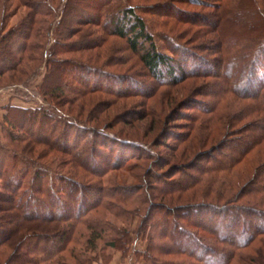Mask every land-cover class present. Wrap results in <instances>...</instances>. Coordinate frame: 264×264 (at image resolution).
I'll list each match as a JSON object with an SVG mask.
<instances>
[{
    "label": "trees",
    "instance_id": "trees-1",
    "mask_svg": "<svg viewBox=\"0 0 264 264\" xmlns=\"http://www.w3.org/2000/svg\"><path fill=\"white\" fill-rule=\"evenodd\" d=\"M73 1L85 13L75 26L66 23ZM124 1L18 0L24 10L9 24L17 13L14 0H0V82L27 81L45 63L38 92L48 103L7 104L3 114L8 143L0 141V264H94L102 255L108 264L114 250L125 257L137 238L146 241L143 249H135L145 264H264V59L255 46L264 38V27L244 40L221 36L219 41L221 50L243 41L249 49L238 97L252 98L251 105L228 96L238 94L239 87L231 84L212 106L192 105V93L160 114L148 112L145 100L117 107L118 100L101 95L146 99L154 90L122 88L117 83L138 82L95 59L69 55L103 45L101 35L91 38L93 26L125 39L162 84H180L197 72L185 67L190 57L203 65L213 62L180 41L191 30H180V24L220 31L230 11L224 0L149 4L153 12L174 11L163 15L176 16L177 37L172 30L166 39L175 53L185 54L177 60L159 49L141 13L150 10L140 0ZM113 4L114 10L106 9ZM89 7L98 10L86 13ZM211 70L204 66L198 73L207 76ZM190 107L198 109L194 116H177ZM177 117L187 120L174 122ZM198 121L205 131L193 135ZM38 145L44 151L33 154ZM53 151L59 158L49 156ZM142 158L151 164L136 161ZM105 165L119 172L110 176Z\"/></svg>",
    "mask_w": 264,
    "mask_h": 264
},
{
    "label": "rangeland",
    "instance_id": "rangeland-1",
    "mask_svg": "<svg viewBox=\"0 0 264 264\" xmlns=\"http://www.w3.org/2000/svg\"><path fill=\"white\" fill-rule=\"evenodd\" d=\"M88 1V0H86ZM90 1V0H89ZM93 1V0H92ZM101 0H97L99 3ZM124 0H122V3ZM136 1V0H132ZM161 1V0H160ZM210 1H216V0H210ZM96 2V3H97ZM141 6L145 8L146 10L150 11H141V13L148 19L149 26L152 28L153 32L156 33L155 40L157 42V45L160 50L174 54L177 57H175L177 60L185 56L182 52L175 53L172 49L169 48V46H174V43L166 39V37L172 33L173 27L176 25V16H171V14H168L169 16L166 17L163 15V12L165 10H170L172 13H174L173 10L165 7L157 8L153 12L152 9H150L149 4H153L156 2L155 0H140ZM226 5L229 6V12L227 13L226 18L222 21V25L220 26V31H213L212 27L204 24V25H198L191 27L187 24H180V30L185 31L191 28L190 32H186V38L180 39L182 43L188 44L191 46L195 52H197L200 55H203V58L210 59L213 62H208V65H203L200 59L198 57H190L188 60L185 61V67L187 69L194 68L197 72L190 73V77L186 79L185 81L181 82L180 84H167V83H161L154 75H152L151 72H149L148 68L144 66L143 62L140 59V56L132 51L130 48L128 42H126L125 39L109 35L106 33L103 29L93 26V29L95 31L94 36L91 38H95V36L101 35L102 39L99 40V42L103 41V45L99 47H93L91 50H87L86 53H72L69 54L73 57L80 58V56L87 57V59H90L93 61V59L97 60L98 63L104 64L110 69H112L116 73H125L128 76H132L138 83H135L131 81L130 79L126 81H122V83H117V80L115 83H117L120 87L124 88V86H138L139 89L146 88L145 90H154L153 93H151L150 97L144 99L141 96L137 97H130V98H121L122 95H116V94H102L101 96L103 98L109 97L111 101H117V104H115L117 107L119 105L124 104V102L132 100H143L142 102L147 101V106L150 113H164L168 112L169 108L177 102L178 99L183 97H188L194 93V96H191V104L195 106L204 105L209 106L213 105L219 100V95L222 94V92L227 89L229 86H233V84H236L237 87V95H233V93H230L228 96L230 97H236V101L239 102H245L246 105H251L253 101L252 98L250 99H244L241 100L238 97V95L241 96L242 89L241 86V80L244 79V70L248 68L249 66V56L248 52L249 49H245V43L244 41L242 44L238 45L235 48H229L228 46L224 45L223 50H221L220 46V38L223 37V40H229V41H235L240 39H245V37H251L253 35H256L264 26V0H224ZM95 3V4H96ZM118 4V3H117ZM117 4H113L111 6H107L106 9H112L114 10ZM13 6H16L17 13L14 14L10 18L9 24L15 23V21L19 18L22 11L24 10L23 6L18 3V0H14ZM183 6L187 8H198L201 10H205L204 7H200L197 5L185 3ZM83 7L82 5H79L77 2H71L69 10L67 11L66 15V23H70L71 25L75 26L78 22V16H84L85 13H83ZM86 13L88 12H96L98 9H85ZM209 10V11H208ZM212 9H206V12H210ZM166 11V12H168ZM62 13L60 12L59 18L62 17ZM256 22V24H254ZM254 24L252 27L251 25ZM98 28V31L96 29ZM177 30H174L172 34L176 36ZM180 32V31H179ZM172 36V35H171ZM177 37V36H176ZM100 38V37H98ZM222 39V38H221ZM98 42V40H97ZM259 45V49H261V54L259 56V60L264 59V38H261L259 41H257L256 45ZM85 54V55H82ZM229 55V56H228ZM202 58V59H203ZM218 59V62H217ZM258 60V61H259ZM216 61V62H215ZM224 61V62H223ZM260 63L258 62L257 66ZM209 67L211 68L210 75L204 76L206 73H198L199 68L203 67ZM164 70V68L162 67ZM213 70H217L219 73L217 74L213 73ZM46 72V66L45 63L41 65L39 69V73L35 76L30 77L27 81L24 82H17L12 84H6L7 82L5 80H2L0 82V141L3 144H7V138L5 137V133H2V124H3V114L7 112L6 105L7 104H14L18 106H24V107H40V106H48V103L44 100L43 96L38 92V84L41 82L42 77L44 73ZM127 72V73H126ZM208 73V74H209ZM28 78V77H26ZM25 78V79H26ZM100 78L106 81V76L103 74H100ZM101 82H103L100 79ZM104 81V82H105ZM132 82V83H131ZM115 86V84H114ZM143 91V90H140ZM205 91L207 94H200L198 92ZM248 94V93H246ZM217 95V96H216ZM234 101L235 109L237 108V102ZM237 103V104H236ZM226 101H221L219 105L226 106ZM139 109H143V107H139ZM197 108H184L179 111L177 116H180L182 112H188L190 116H194L197 113ZM254 111V110H253ZM183 119V120H182ZM185 122L187 119L185 118H179L177 117L176 121L174 122ZM141 122V121H140ZM142 123V122H141ZM137 123V124H141ZM176 123H171L170 125H174ZM123 124L121 123L120 126ZM124 126V125H123ZM196 129L193 131V135L201 134L205 131V125H203L202 122L198 121L196 124ZM176 128V127H175ZM173 129V128H172ZM177 129V128H176ZM142 130V129H140ZM178 130V129H177ZM143 131V130H142ZM172 130L169 129L168 134L171 133ZM92 133H90L89 136H91ZM172 139V138H171ZM173 140V139H172ZM101 141L99 140L98 143ZM132 147H129V150H131ZM144 150V149H143ZM160 150L167 151L165 147H161ZM39 151H44V146L38 145L36 148V151L33 154H38ZM145 151V150H144ZM4 154H2L3 156ZM51 158L58 156L59 153L53 151L49 155ZM50 161H54V159H51ZM58 158L55 162V165H57ZM132 160V159H131ZM136 161H142L144 164H151V160L149 158L145 159H139ZM135 161V162H136ZM110 164V163H108ZM107 170L109 169L108 165H105ZM119 171H115L113 169L108 170L107 173L110 174V176L115 175ZM130 181H133L131 179ZM1 182V179H0ZM60 184V183H59ZM60 187V186H59ZM108 216L111 220L115 222H120V220L111 212H108ZM157 244H160V241L156 240ZM161 245V244H160ZM146 246V241L142 238H137L132 243L131 249L127 252V255L124 257V253L122 250H114V254L112 259L108 262V264L113 261V259L116 256L115 262L120 260V264H145V259L143 256H138L135 253V249H143ZM108 254V253H107ZM105 256H101L98 261H96L94 264H104L103 261H105ZM118 257V258H117ZM114 264V263H113ZM116 264V263H115Z\"/></svg>",
    "mask_w": 264,
    "mask_h": 264
},
{
    "label": "crops",
    "instance_id": "crops-1",
    "mask_svg": "<svg viewBox=\"0 0 264 264\" xmlns=\"http://www.w3.org/2000/svg\"><path fill=\"white\" fill-rule=\"evenodd\" d=\"M120 256H121V254H120ZM120 256H119V260L117 261V262H115V259H116V256H115V258L113 259V261H111L109 264H120L121 263V260H120ZM118 258V257H117Z\"/></svg>",
    "mask_w": 264,
    "mask_h": 264
}]
</instances>
